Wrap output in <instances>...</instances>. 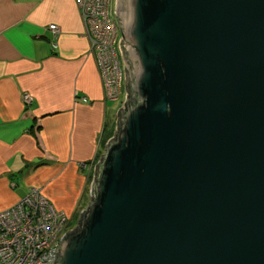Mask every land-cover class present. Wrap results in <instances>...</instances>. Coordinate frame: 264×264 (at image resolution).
<instances>
[{"label":"water","instance_id":"1","mask_svg":"<svg viewBox=\"0 0 264 264\" xmlns=\"http://www.w3.org/2000/svg\"><path fill=\"white\" fill-rule=\"evenodd\" d=\"M125 101L52 264H264V0H115Z\"/></svg>","mask_w":264,"mask_h":264},{"label":"crops","instance_id":"2","mask_svg":"<svg viewBox=\"0 0 264 264\" xmlns=\"http://www.w3.org/2000/svg\"><path fill=\"white\" fill-rule=\"evenodd\" d=\"M111 118L74 0H0V211L35 187L72 215Z\"/></svg>","mask_w":264,"mask_h":264},{"label":"built area","instance_id":"3","mask_svg":"<svg viewBox=\"0 0 264 264\" xmlns=\"http://www.w3.org/2000/svg\"><path fill=\"white\" fill-rule=\"evenodd\" d=\"M74 3L97 68L103 101L114 102L121 93V86L124 91L115 0H74ZM47 29L51 32V46L54 47L58 29L53 24ZM124 101L125 92L120 108ZM21 103L28 106L31 97L23 93ZM93 179L94 175L91 183ZM80 209L70 216L65 215L57 211L38 188H29L15 204L0 211V264H52L61 239L75 228L82 210L78 215L76 213ZM73 218H76L74 226L71 224Z\"/></svg>","mask_w":264,"mask_h":264},{"label":"rangeland","instance_id":"4","mask_svg":"<svg viewBox=\"0 0 264 264\" xmlns=\"http://www.w3.org/2000/svg\"><path fill=\"white\" fill-rule=\"evenodd\" d=\"M124 99V91H123V86H121V93L119 94L118 98L116 101L114 102H107V113H111L112 118H111V122L112 123L107 129H109V131L113 133L115 131V122L117 120L116 118V113L118 111V109L120 108L121 103L123 102ZM112 136L110 138H112ZM110 138H104L101 141L98 142V148H97V152L94 154L93 158L88 161L87 163H83L80 164V169H82V171L84 173H86V177H85V184H84V188L82 191V199L80 200V210L77 211V215L81 210H84L86 208V205L89 201V187H90V183L92 180V176L94 175V169H95V165L99 162L100 160V156L103 154V148L105 146V144L109 141ZM84 165V166H81ZM75 212V211H74ZM71 224L74 226L76 224V218H73L71 220Z\"/></svg>","mask_w":264,"mask_h":264},{"label":"trees","instance_id":"5","mask_svg":"<svg viewBox=\"0 0 264 264\" xmlns=\"http://www.w3.org/2000/svg\"><path fill=\"white\" fill-rule=\"evenodd\" d=\"M112 136V133L110 131H107V129L104 131L102 139L110 138Z\"/></svg>","mask_w":264,"mask_h":264}]
</instances>
